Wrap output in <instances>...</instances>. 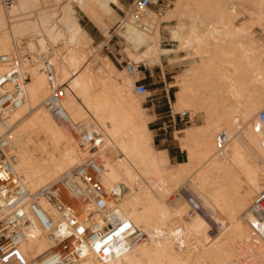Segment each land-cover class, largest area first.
Segmentation results:
<instances>
[{"label":"bare ground","instance_id":"obj_1","mask_svg":"<svg viewBox=\"0 0 264 264\" xmlns=\"http://www.w3.org/2000/svg\"><path fill=\"white\" fill-rule=\"evenodd\" d=\"M1 1L0 76L5 70L3 57L17 59L26 76L21 105L0 126V136L6 133V151L15 158L19 185L26 192L21 196L25 228L18 242L24 258L30 261L46 253L56 238L67 233L66 228L55 229L64 212L41 191L85 157L97 156L111 212H97L90 203L80 210L79 203L67 197L65 202L76 211L72 217L86 218L92 228L125 219L146 238L125 251L100 257L83 244L84 255L73 264H242L246 258L249 264H264V133L254 129L264 108V61L249 46L248 23L235 27L230 22L246 0H178L165 16L157 18L146 8L137 21L132 17L121 21L123 31H116L135 46H144L141 61H158L161 54L170 58L184 47L194 54L176 96L184 110L203 113V123L183 129L180 137L182 148L189 157L196 156V163H177L168 169L166 152L153 148L149 117L134 100L141 94L135 89L132 93L129 75L122 74L118 83L107 59L95 57L90 64L89 49L80 36L79 11L105 27L104 17L113 15L111 4L119 5L118 0H12L9 8ZM247 1L256 3L258 14L253 18H264V0ZM170 17L178 20L170 32L177 41L175 49L158 45L160 23ZM251 17L250 24L258 21ZM32 35L49 43L62 39L65 46L35 54L34 64L28 65L20 57L17 40ZM45 61L51 64L53 84L64 87L62 107L67 118L79 124L76 130L57 123L44 106L51 88L42 70ZM137 66L129 61L126 68L138 73ZM7 88L0 85V94ZM222 127L227 141L218 147ZM79 132L95 136L93 152L78 146ZM181 183H187L209 220L218 225L214 236L199 212L189 214L191 206L178 189ZM117 191L115 199L111 194ZM33 195L53 230L45 231L28 210ZM7 208L1 203L0 214ZM126 244L122 239L113 246Z\"/></svg>","mask_w":264,"mask_h":264},{"label":"built area","instance_id":"obj_2","mask_svg":"<svg viewBox=\"0 0 264 264\" xmlns=\"http://www.w3.org/2000/svg\"><path fill=\"white\" fill-rule=\"evenodd\" d=\"M3 1L4 3L12 2V0ZM150 4V0H135L126 17H132L137 21ZM2 62L5 65V70L0 76V85L7 84L8 88L0 94V126L5 125L8 115L21 105L24 99L23 86L26 81V76L20 69L17 59L3 57ZM128 62L129 60H126V65ZM42 70L51 83L44 106L58 123L71 130H76L79 124L72 122L66 116L62 107V99L65 94L64 87L53 84L49 61L44 62ZM135 92L145 94V85L137 84ZM186 116H188L187 113L178 114L179 120ZM254 129L264 133V108L258 114V122ZM226 141L225 132H219L217 136L218 147L223 146ZM78 146L91 153L97 146V140L95 136L89 133L79 132ZM6 148L7 138L6 133H4L0 136V207L1 203H5L8 211L0 214V264H73L84 255L80 250L83 244L89 247L94 256L100 257L109 256L116 250L125 251L127 247L145 240V233L125 219H114L113 222H108L102 228H92V223L86 218L77 220L75 216L72 217L76 211L69 205V202H65L67 197L78 202L81 206L80 210H83L85 204L90 203L97 212H111L106 204L109 193L103 187L100 179L101 167L95 157L88 156L79 165L68 170L59 182L41 191V194L48 201L64 212L63 221L58 223L55 229L60 232L66 228L67 233L64 237L56 238L55 245L46 253L27 261L18 249V242L23 235L26 219L21 196L26 192L19 185V178L13 168L15 158L7 153ZM111 195L117 199L119 192H113ZM36 197L37 195L32 196L28 203V210L37 223L49 232L54 229V226L37 206ZM122 239L127 241L126 247L117 246L114 248L113 243Z\"/></svg>","mask_w":264,"mask_h":264},{"label":"rangeland","instance_id":"obj_3","mask_svg":"<svg viewBox=\"0 0 264 264\" xmlns=\"http://www.w3.org/2000/svg\"><path fill=\"white\" fill-rule=\"evenodd\" d=\"M134 1L135 0H118L119 5L111 4L114 13L112 16L104 17V22L106 24L105 27H100L87 16L83 15L82 12H78L77 18L82 27L80 36L83 39L86 48L89 49L88 54L90 56L88 55V58L90 64L95 63V61H93L95 57L99 58L100 60L107 59L113 68L112 76L118 83H121L122 81V74L129 75L132 93H135L134 89L137 84H144L146 87L145 94H141L139 97L133 96L136 97L134 100L139 101L140 107L146 111L145 113L149 117L147 127L151 131L153 148L155 150H164L161 148H168L170 156H174L173 158H169L167 151L164 150L168 156L167 162H169V164H166L165 162L164 168L166 166V169L175 168L177 163H192L193 166V161L196 160V156L194 155L195 157L192 156V158L189 157L185 146L182 148L183 146L181 145H184L183 143L181 144L180 140L183 138L182 130L188 126L202 124L204 117L203 113L199 111L197 113H192L189 108H185L184 110V107L178 106L176 95L180 89V80L186 74L187 69L191 67V64H189L188 60L190 56L192 57L194 54L192 53L191 49L184 47L187 50L182 48L177 52L172 53L170 58L164 54H161L158 61H149L147 59L141 61L140 55L145 50L144 46L141 47L140 45V47H137L135 46L136 44L131 41V39L129 40L125 36L117 33L123 31V29H121L122 22L124 23L125 20L127 21L128 17H126V15ZM150 1L151 4L149 7H147L148 10L153 12L157 18H161L165 16L167 12L174 10L178 0ZM1 2L4 4L5 8H9L12 4L4 3L3 0ZM241 3H244V7L242 5V11L231 18L232 21L230 22L235 27H239L242 22L248 23L247 37L250 38L249 40H251V45L249 46H252V49L255 50L256 58L259 61H261V59L264 61V18L259 19L260 21L253 18L254 14H258V12H255L257 11L256 3L252 4V1L248 2L247 0L242 1ZM252 6L253 8H251ZM243 16H246V18H241ZM250 17L253 18L254 21H258L252 23V20L250 24ZM255 18H258V16ZM177 21L178 20L176 17H170L169 19H165L160 23V42L158 45L161 48H176L177 41L171 38L170 32L174 30ZM218 29L222 30L223 27H218ZM108 35L109 37H107ZM59 40L62 41V39ZM59 40L55 42L51 41L50 43L53 42L54 44L52 43L50 46L49 41L45 42L41 36L38 37L32 35L28 36V38L26 36L17 40V49L19 51L20 57L28 65H30L34 64L33 58L35 54H39L42 51H47L46 53H50L52 49L61 51L64 44H62ZM58 44L62 46L61 49L59 48L60 46ZM136 57L138 59H136ZM126 60L137 64L139 66V72L133 73V70L129 71L126 68ZM223 91L224 90H222V92ZM223 93L226 94V92ZM183 111H186L188 116L184 117L182 120H179L178 114ZM257 114L258 112L255 116H257ZM173 120L175 122L174 126ZM222 131L226 132L224 127L220 129V132ZM182 141H184V139ZM95 157V159L99 161L97 156ZM194 163H196V161H194ZM180 187L184 188L185 190L181 189ZM178 189L185 200L189 203V206L192 207V209L191 207L189 209V214L195 211L199 212L209 222V232L211 236H214L217 233L218 225L209 220L208 215L194 197L193 191L188 189L187 183H181ZM245 253L247 254V251ZM241 257H243V255H241ZM248 262L249 261L247 258L241 260L242 264H249Z\"/></svg>","mask_w":264,"mask_h":264},{"label":"crops","instance_id":"obj_4","mask_svg":"<svg viewBox=\"0 0 264 264\" xmlns=\"http://www.w3.org/2000/svg\"><path fill=\"white\" fill-rule=\"evenodd\" d=\"M161 149H164V150H166L167 151V153H168V155H169V158L171 157V158H173L174 156H170V154H169V149L168 148H161Z\"/></svg>","mask_w":264,"mask_h":264}]
</instances>
